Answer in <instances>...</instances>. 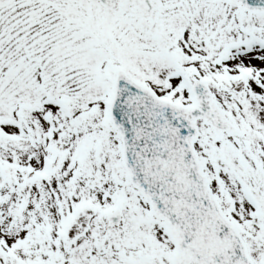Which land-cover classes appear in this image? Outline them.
Segmentation results:
<instances>
[{
    "label": "snow or ice",
    "instance_id": "6c2138e0",
    "mask_svg": "<svg viewBox=\"0 0 264 264\" xmlns=\"http://www.w3.org/2000/svg\"><path fill=\"white\" fill-rule=\"evenodd\" d=\"M0 264H264V0H0Z\"/></svg>",
    "mask_w": 264,
    "mask_h": 264
}]
</instances>
